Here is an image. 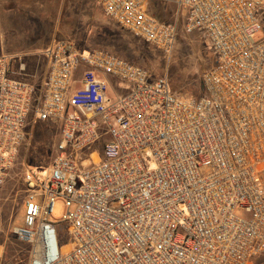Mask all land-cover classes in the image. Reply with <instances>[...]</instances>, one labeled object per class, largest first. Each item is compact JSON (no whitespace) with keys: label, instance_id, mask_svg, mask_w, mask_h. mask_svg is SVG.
Segmentation results:
<instances>
[{"label":"built area","instance_id":"1","mask_svg":"<svg viewBox=\"0 0 264 264\" xmlns=\"http://www.w3.org/2000/svg\"><path fill=\"white\" fill-rule=\"evenodd\" d=\"M94 1L120 29L172 51L177 26L154 17L150 0ZM176 3L184 32L212 55L197 98L172 94L165 77L106 50L84 53L64 40L44 52L40 91L11 77L0 55V186L31 115L59 128L47 174H24L23 224L12 234L28 245L27 264L264 257V40H253L264 28V0ZM57 200L70 241L62 250L51 220Z\"/></svg>","mask_w":264,"mask_h":264},{"label":"rangeland","instance_id":"2","mask_svg":"<svg viewBox=\"0 0 264 264\" xmlns=\"http://www.w3.org/2000/svg\"><path fill=\"white\" fill-rule=\"evenodd\" d=\"M176 1L150 0L154 15L177 26L173 49L164 54L107 20L94 0H2L0 55L8 58L11 77L20 75L27 81V71L17 74L20 63L26 64L25 57L65 40L84 53L92 49L106 50L141 66L153 79L165 77L172 94L197 98L203 93L202 76L212 65V55L197 34L184 32V16ZM253 40H264V28L253 35ZM80 73L78 70L75 77ZM81 87L74 84L72 91ZM58 137V124L33 121L31 115L15 163L0 186V264L28 262V245L18 242L12 234L13 227L23 224L24 174L27 170L40 176L47 174ZM108 139L109 136L103 138ZM64 213L63 202L57 200L51 220L57 223L61 250L70 243L67 226L61 223Z\"/></svg>","mask_w":264,"mask_h":264},{"label":"crops","instance_id":"3","mask_svg":"<svg viewBox=\"0 0 264 264\" xmlns=\"http://www.w3.org/2000/svg\"><path fill=\"white\" fill-rule=\"evenodd\" d=\"M2 5H3V2H2V0H0V9H1ZM149 11L152 13V15L154 17H156L160 21H163L160 18H158L156 15L153 14L152 9L150 7V1H149ZM163 22H166V21H163ZM168 23H174V22H168ZM48 47H46L44 50H41L39 54L27 55L25 57L26 64L20 63L19 68H18L17 74L22 73V72H26V71L28 72L29 80H27V81L30 82L31 84H33L34 87L37 89V91L41 90V87L43 85V82H44L46 75H47V72H48V60H47L46 56L44 55V52ZM13 78H16V77H13ZM17 78L22 79V76L17 75Z\"/></svg>","mask_w":264,"mask_h":264},{"label":"trees","instance_id":"4","mask_svg":"<svg viewBox=\"0 0 264 264\" xmlns=\"http://www.w3.org/2000/svg\"><path fill=\"white\" fill-rule=\"evenodd\" d=\"M253 264H264V257H258L254 260Z\"/></svg>","mask_w":264,"mask_h":264}]
</instances>
